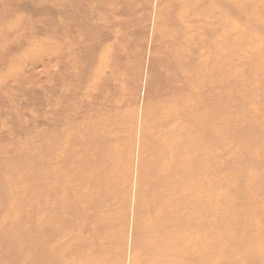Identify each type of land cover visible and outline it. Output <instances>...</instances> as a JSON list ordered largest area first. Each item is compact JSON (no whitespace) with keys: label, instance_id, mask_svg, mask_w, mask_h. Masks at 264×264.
Masks as SVG:
<instances>
[{"label":"rangeland","instance_id":"1","mask_svg":"<svg viewBox=\"0 0 264 264\" xmlns=\"http://www.w3.org/2000/svg\"><path fill=\"white\" fill-rule=\"evenodd\" d=\"M73 1L0 0V264H19L18 259L34 254L21 244L34 240V224L30 227L25 217L37 211L35 178L42 170L39 146L42 138L46 144L54 142L57 133L52 113L57 104L54 92L59 67L54 53L58 35L66 52L98 45L88 62L81 52V60L72 66L80 79L75 91L82 96L94 82H102L103 123L117 134V141L106 150L115 156L117 170L113 196L105 210L110 219L104 235L107 253H97L102 245L90 238L87 253L80 258L86 264H132L131 231L143 152L147 154L146 183L154 179L150 168L156 165L155 154L148 156L151 145L149 136L143 137L144 122L147 116L149 133L153 112L161 103L157 87L168 85L162 72L166 44L158 42L157 50L154 43L174 30L184 32L178 25L181 13L186 16L185 29L200 33L196 38L210 41L214 49L198 70L217 65L209 83L219 93L218 110L201 112L203 126H210L212 119L215 125L219 123L215 143L209 146L206 141L200 152L203 166L215 168L208 187L210 203L205 199L200 206L203 220L209 224L211 213L220 218L219 264H264V0H106L115 10L108 27L100 22L101 26L89 32L92 37L83 39L79 24L85 22L78 18ZM96 22L89 19L90 24ZM185 38L176 46L185 43L192 52ZM110 44L118 62L102 64L100 74L91 78L88 66L99 63L97 56ZM42 113L46 120L43 136ZM236 119L244 127L230 129L229 120L236 123ZM24 167L27 171H22ZM51 170L49 165L45 171ZM211 174L201 173L203 178ZM24 189L31 194L17 203ZM122 226L124 241L119 238ZM28 227L32 230L29 237ZM210 237L203 234L199 239L203 260L212 252ZM237 238L240 242L229 246Z\"/></svg>","mask_w":264,"mask_h":264},{"label":"bare ground","instance_id":"2","mask_svg":"<svg viewBox=\"0 0 264 264\" xmlns=\"http://www.w3.org/2000/svg\"><path fill=\"white\" fill-rule=\"evenodd\" d=\"M103 2L105 7L101 5ZM72 7L78 9V18H83L85 22L79 24L82 39L92 37L89 32L92 27L101 26L100 22L108 27L111 15H115V10L107 6L106 0H75ZM90 18L97 22L90 24ZM178 22L184 32L174 30L162 41L157 39L154 43L155 49L158 42L166 44L162 49L166 62L162 72L170 86L163 83L167 87L162 84L157 87L161 103L153 112L149 133L147 116L144 122L143 137L149 136L147 140L151 145L148 156L155 154L156 165L150 168L154 179L146 183L144 168L147 154L143 152L131 231L132 264H219L217 245L221 237L217 222L220 218L210 212L212 220L206 224L207 219L203 220L205 213L200 208L203 200H209L211 193L208 187L213 179L211 173L215 170L203 166L200 152L206 141L205 144L213 145L217 137L215 131L219 127L214 119L210 126L208 123L203 126L201 122V112L214 114L218 110L219 93L209 83L216 76L217 65L198 70V66L202 68L203 60L213 56L214 49L209 46L210 41L196 38L200 33L185 29V14L178 16ZM183 34H188L187 38ZM183 38L188 39L185 42L190 43L192 52L190 47L188 52L184 42L176 46ZM62 40L58 35L54 53L59 70L55 82L57 104L52 113V125L57 133L54 142L46 144L42 138L39 146L42 170L35 178L37 211L25 217L30 227L34 224V240L21 244V248L26 247L34 254L25 260L18 259L19 264H86L80 255L87 251L90 238L96 240L99 247L102 245L97 253L103 256L107 253L104 235L110 219L105 210L110 202L109 196H113V179L117 170L115 156L106 150L117 141V134L103 123L102 82H94L82 96L75 91L80 79L72 66L81 60V52L85 53L88 62L98 45L76 52L68 49L66 52L62 48ZM104 48L97 56L99 63L88 66L91 78L100 74L99 66L102 64L115 65L118 62L113 53L114 45ZM229 114L232 115V112ZM44 115L42 113V136L46 131ZM236 121L229 120L230 129L244 127L242 120ZM49 165L52 170L47 173L45 170ZM187 167L189 171H184ZM26 168L22 171H27ZM203 170L211 176L203 178ZM25 194L29 196L31 192L22 190V198L16 199L17 203L23 202ZM215 194L216 190L214 198ZM30 227L25 231L28 237L32 233ZM203 234L210 235L212 239V243L209 242L211 248H208L212 252L207 260L201 256L203 246L199 239ZM119 235L120 240H126L124 226ZM238 238L229 246L237 245L240 242Z\"/></svg>","mask_w":264,"mask_h":264}]
</instances>
